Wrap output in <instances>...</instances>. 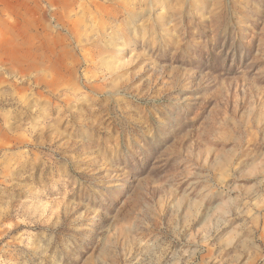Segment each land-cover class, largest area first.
I'll return each instance as SVG.
<instances>
[{
	"label": "rangeland",
	"instance_id": "1",
	"mask_svg": "<svg viewBox=\"0 0 264 264\" xmlns=\"http://www.w3.org/2000/svg\"><path fill=\"white\" fill-rule=\"evenodd\" d=\"M0 264H264V0H0Z\"/></svg>",
	"mask_w": 264,
	"mask_h": 264
}]
</instances>
